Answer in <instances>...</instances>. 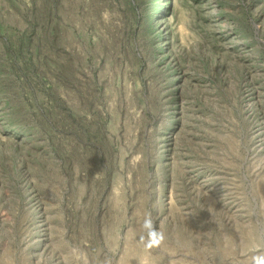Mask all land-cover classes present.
Wrapping results in <instances>:
<instances>
[{
	"label": "rangeland",
	"instance_id": "obj_1",
	"mask_svg": "<svg viewBox=\"0 0 264 264\" xmlns=\"http://www.w3.org/2000/svg\"><path fill=\"white\" fill-rule=\"evenodd\" d=\"M264 0H0V264H261Z\"/></svg>",
	"mask_w": 264,
	"mask_h": 264
},
{
	"label": "clouds",
	"instance_id": "obj_2",
	"mask_svg": "<svg viewBox=\"0 0 264 264\" xmlns=\"http://www.w3.org/2000/svg\"><path fill=\"white\" fill-rule=\"evenodd\" d=\"M261 264H264V261H261Z\"/></svg>",
	"mask_w": 264,
	"mask_h": 264
}]
</instances>
